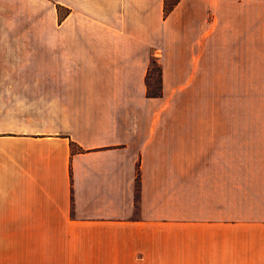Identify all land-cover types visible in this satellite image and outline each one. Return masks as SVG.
Masks as SVG:
<instances>
[{
  "label": "crops",
  "instance_id": "0c3cea01",
  "mask_svg": "<svg viewBox=\"0 0 264 264\" xmlns=\"http://www.w3.org/2000/svg\"><path fill=\"white\" fill-rule=\"evenodd\" d=\"M0 264H264V0H0Z\"/></svg>",
  "mask_w": 264,
  "mask_h": 264
},
{
  "label": "trees",
  "instance_id": "16d2710c",
  "mask_svg": "<svg viewBox=\"0 0 264 264\" xmlns=\"http://www.w3.org/2000/svg\"><path fill=\"white\" fill-rule=\"evenodd\" d=\"M169 9H172V6ZM154 64L157 65V68L152 66L150 71H149L150 72L149 73V93L151 95L158 96V95L162 94V90H161V87H162V68L156 62ZM152 76L156 80V82H155L156 89H153L154 87H153L151 80H150V77H152Z\"/></svg>",
  "mask_w": 264,
  "mask_h": 264
},
{
  "label": "rangeland",
  "instance_id": "374dc122",
  "mask_svg": "<svg viewBox=\"0 0 264 264\" xmlns=\"http://www.w3.org/2000/svg\"><path fill=\"white\" fill-rule=\"evenodd\" d=\"M153 66H154L155 68H157V65L153 64ZM151 83H152V85H153V87H154L153 89H156L155 82H152V81H151Z\"/></svg>",
  "mask_w": 264,
  "mask_h": 264
}]
</instances>
